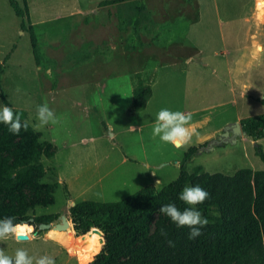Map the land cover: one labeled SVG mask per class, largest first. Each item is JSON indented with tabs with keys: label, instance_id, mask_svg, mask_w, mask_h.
Segmentation results:
<instances>
[{
	"label": "rangeland",
	"instance_id": "rangeland-1",
	"mask_svg": "<svg viewBox=\"0 0 264 264\" xmlns=\"http://www.w3.org/2000/svg\"><path fill=\"white\" fill-rule=\"evenodd\" d=\"M255 2L27 0L25 24L41 54L35 61L21 19L9 0H0V105L25 110L53 153L41 159L44 173L22 189L26 214L33 220L58 214L49 228L20 223L35 238L8 237L0 249L78 264L74 243L67 249L56 235H74L68 208L81 200L117 201L149 184L160 189L178 176L192 146L198 150L189 171L196 165L224 174L264 169L254 145L264 150V137L219 139L227 125L264 112V17H256L258 10L264 16V0L254 8ZM135 73L150 82L152 95L143 110L130 112ZM44 103L58 122L39 127L36 107ZM161 108L192 113L198 134L190 144L174 147L152 137ZM10 206L0 196V208ZM63 217L68 227L55 229Z\"/></svg>",
	"mask_w": 264,
	"mask_h": 264
},
{
	"label": "trees",
	"instance_id": "trees-1",
	"mask_svg": "<svg viewBox=\"0 0 264 264\" xmlns=\"http://www.w3.org/2000/svg\"><path fill=\"white\" fill-rule=\"evenodd\" d=\"M9 4L21 19V29L28 32L33 57L39 61L36 33L25 24L29 21L27 0H21V4L9 0ZM135 76L130 112L143 110L152 95L150 82L144 81L140 73ZM0 97L5 98L2 92ZM259 102L264 108V86ZM13 111L22 123L26 122L25 110ZM239 123L245 136L252 140L264 137V112L244 117ZM197 150L194 146L187 150L178 176L160 189L149 184L117 201L81 200L71 205L68 214L78 264H264V169L240 168L233 174H224L210 173L196 165L189 171L187 162ZM255 154L264 163L260 144L255 146ZM52 156L50 145L39 141L31 125L12 134L7 125L0 123V196L12 202V206L0 208V219L13 217L14 223L27 230L29 225L58 218L56 213L43 214L29 222L31 217L26 214L27 203L22 193L25 185L44 173L41 159ZM196 185L210 194L195 206L209 223L201 229L200 236L189 239L190 229L177 228L158 208L169 203L181 210L188 207L178 199V194L183 187ZM155 215L160 218L150 235ZM91 228H98L103 234L100 251L96 233H87ZM161 228L167 236L161 235Z\"/></svg>",
	"mask_w": 264,
	"mask_h": 264
},
{
	"label": "clouds",
	"instance_id": "clouds-1",
	"mask_svg": "<svg viewBox=\"0 0 264 264\" xmlns=\"http://www.w3.org/2000/svg\"><path fill=\"white\" fill-rule=\"evenodd\" d=\"M36 119L39 121V127L56 124L58 122L55 113L49 108L47 103L36 107ZM192 120L191 112L173 111L168 108H161L152 125V137L159 138V141L170 144L174 147H182L191 143L192 137L197 135L196 129L190 127ZM0 123L8 126V131L12 134H19L21 129L27 130V122L22 123L18 114L14 113L12 108L0 105ZM158 182V181H157ZM209 193L202 189L199 185L185 186L178 194V199L188 207L183 210L178 208L174 203L162 205L158 211L168 217L177 228L188 227L190 232L189 239H195L200 236L201 229L208 225L209 221L203 217L201 212L196 209V205L203 203L209 197ZM33 229L25 230L14 223L13 217H5L0 219V240L8 237L27 236L34 239L33 235H29ZM161 235L167 236L164 228H161ZM171 246L172 241L168 242ZM0 264H55V259L51 256L44 255L33 257L28 254L25 249H17L14 255H7L3 249H0Z\"/></svg>",
	"mask_w": 264,
	"mask_h": 264
},
{
	"label": "water",
	"instance_id": "water-1",
	"mask_svg": "<svg viewBox=\"0 0 264 264\" xmlns=\"http://www.w3.org/2000/svg\"><path fill=\"white\" fill-rule=\"evenodd\" d=\"M239 136H245V133L242 131V128H241L240 123L239 122H234L232 124L227 125L224 128V131H223V133H222V135H221V137L219 139L228 138V141L234 142V141H236V139ZM254 145L256 146V143H254ZM32 221H33V219L30 218L29 219V222H32ZM62 221H63L62 224H55L54 225V228L55 229L67 228L68 227V221L66 220V218L63 217L62 218ZM51 225H52L51 222L50 223H39L38 227H39V229H44V228H49ZM90 232L98 233L100 235V242H101V244L104 243L103 234H102V232L98 228H91L87 233H90ZM85 234H82L80 236H83ZM18 238H20V239H26L27 236H19Z\"/></svg>",
	"mask_w": 264,
	"mask_h": 264
},
{
	"label": "bare ground",
	"instance_id": "bare-ground-1",
	"mask_svg": "<svg viewBox=\"0 0 264 264\" xmlns=\"http://www.w3.org/2000/svg\"><path fill=\"white\" fill-rule=\"evenodd\" d=\"M259 11V13H258V16H256L258 19H262L264 16H263V13L260 11V10H258ZM259 20V21H260ZM264 20V19H263ZM93 233H95V232H93ZM56 234V233H55ZM96 234H98V233H96ZM57 237H58V239L59 240H61L62 241V243L66 246V248L67 249H70V248H72L73 246H72V242H73V236H72V232H71V230H70V232L69 231H66V232H57ZM99 235V234H98ZM84 236V235H83ZM100 236V235H99ZM54 239H56V238H54ZM99 241H100V237H99Z\"/></svg>",
	"mask_w": 264,
	"mask_h": 264
},
{
	"label": "crops",
	"instance_id": "crops-1",
	"mask_svg": "<svg viewBox=\"0 0 264 264\" xmlns=\"http://www.w3.org/2000/svg\"><path fill=\"white\" fill-rule=\"evenodd\" d=\"M257 1H258V0H256V2H255V4H254V8L256 7Z\"/></svg>",
	"mask_w": 264,
	"mask_h": 264
}]
</instances>
